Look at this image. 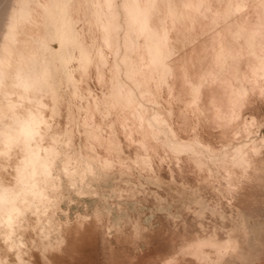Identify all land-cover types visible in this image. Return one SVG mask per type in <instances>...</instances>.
<instances>
[{"label":"bare ground","instance_id":"1","mask_svg":"<svg viewBox=\"0 0 264 264\" xmlns=\"http://www.w3.org/2000/svg\"><path fill=\"white\" fill-rule=\"evenodd\" d=\"M14 4L0 37V261L6 263L11 247L21 257L15 234L61 229L50 209L66 189L88 186L100 170H130L126 145L138 148V169L158 164L148 133L156 138L168 133L172 150L186 153V163L207 179L217 171L229 186L239 187L261 171L264 0ZM121 19L126 51L119 55ZM196 21L212 31L199 41L200 50L181 51L175 63L169 40L187 42L189 23L195 27ZM194 57L199 66L205 63L196 73ZM121 72L131 83L122 81ZM92 78L96 88L89 84ZM173 90L178 107L165 96ZM249 111L255 118L250 122ZM178 121L182 125L175 127ZM208 134L215 142L205 141ZM83 220L62 228L73 248L93 233Z\"/></svg>","mask_w":264,"mask_h":264},{"label":"rangeland","instance_id":"2","mask_svg":"<svg viewBox=\"0 0 264 264\" xmlns=\"http://www.w3.org/2000/svg\"><path fill=\"white\" fill-rule=\"evenodd\" d=\"M76 1L71 0V3ZM116 1L120 3L121 0ZM14 2L16 0H0V30L6 27L7 23H4L15 6ZM119 24L122 27L117 31L118 39L121 40L119 55H122L126 51V29L122 19ZM195 25L189 23L193 34L187 36L184 44H180V37L170 38L174 50L170 59L175 63L181 51L186 49L190 53L193 49L200 50L202 45L199 44L212 31L204 29L199 21ZM2 32L4 30L0 31L1 38ZM55 42L52 44L57 46ZM192 62L195 73L205 64L202 62L199 66L201 61L196 57ZM176 67L183 66L178 63ZM120 76L123 82H130L125 72H121ZM157 77L161 79L158 69ZM93 81V78L90 79L89 84L96 88ZM161 88V85L157 88L159 93ZM134 90L138 97L139 94ZM62 93L66 95V92ZM174 93L173 90L165 96L167 100H174L178 107L179 97L174 96ZM260 112L261 116L257 118L259 115L256 114L255 117L262 120L259 132L264 134V103ZM251 113L249 111L246 114V120ZM253 119L250 116L248 121ZM159 125L165 126L161 123ZM181 125V121H178L175 127ZM157 135L156 138L147 134L150 137L149 144L156 150L154 161L159 165L138 169L134 164L138 148L136 145L127 146L129 138L122 135L126 145L125 154L130 157V160H126L130 170H100L97 178L89 181L88 186L66 189L61 195L63 199L49 208L55 210L53 221H57L61 229L50 227L40 236H34L38 230L28 231L26 235L25 232L15 234V239L21 243L19 248L22 249V258L16 259L18 249L11 247L6 263L0 261V264H264V148L260 158L263 162L261 171L241 183L240 190L239 183L237 186H229L223 174L217 171H211L209 179L200 176L191 164L186 163V153L173 151L169 146L168 133ZM205 137V141L215 142V139L208 138L209 134ZM202 156L204 158V154ZM159 157L167 160L165 164L161 163ZM78 219H84L85 228L93 233L81 247L73 248L72 239L63 229L68 225V228H72L73 222ZM45 224L48 226L47 222Z\"/></svg>","mask_w":264,"mask_h":264}]
</instances>
